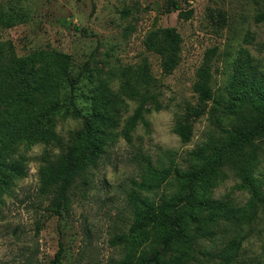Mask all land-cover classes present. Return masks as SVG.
<instances>
[{"label": "rangeland", "instance_id": "rangeland-1", "mask_svg": "<svg viewBox=\"0 0 264 264\" xmlns=\"http://www.w3.org/2000/svg\"><path fill=\"white\" fill-rule=\"evenodd\" d=\"M174 1L178 8L169 0H0V41H11L19 55L37 51L51 62L64 55L67 64L66 74L48 95L57 140L23 141L12 154L23 161L26 175L12 178L0 191V264H59L60 245L61 264H112L121 259L130 245L122 239L134 235L128 197L132 189L139 190L134 181L142 182L149 170L174 160L181 176L173 174L160 188L140 192L163 204L181 191L194 163L190 152L219 138L229 123L224 107L250 90L255 73L264 72V20L257 19L264 0ZM159 27H175L183 38L179 64L170 72L160 55L144 45L146 35ZM213 48L212 86L220 109L194 120L193 137L183 142L172 130L175 118L197 102L193 89L197 69ZM98 79L117 94L120 122L98 165L75 180L61 214H56L55 194L39 189V170L45 159L63 153L71 134L82 128L83 118L63 113L76 107L86 111ZM137 90L152 97L146 102L150 110L143 112L144 121L139 118L128 130L140 105L138 92L130 96ZM255 176L264 179V148ZM241 181L234 171L224 169L215 185L200 193L197 187L183 191L170 210L173 222L191 208L190 197L231 199L244 205L249 192L237 187ZM172 229L168 223L167 231ZM222 229L215 237L188 243L192 264L221 263L218 253L232 237ZM147 232L151 240L157 238L151 228ZM168 232L156 247L148 239L139 250L147 256L155 251L178 255L181 245ZM243 233L234 264H264V207Z\"/></svg>", "mask_w": 264, "mask_h": 264}, {"label": "trees", "instance_id": "trees-1", "mask_svg": "<svg viewBox=\"0 0 264 264\" xmlns=\"http://www.w3.org/2000/svg\"><path fill=\"white\" fill-rule=\"evenodd\" d=\"M169 3L178 8L174 0H169ZM186 14L180 11L181 16L186 17ZM257 19L264 20V11L257 15ZM182 41L183 38L175 27H159L146 35L144 45L160 55L164 69L170 72L179 64ZM214 54L215 49H209L197 69V79L193 85L197 102L189 103L185 111L175 118L172 130L183 142L192 139L194 120L208 110L220 109V98L212 86L211 58ZM55 59L51 62L37 51L19 55L11 41H0V191L10 184L12 178L26 175L23 161L12 156L23 141L35 143L57 140L52 128L53 116L48 108V95L60 83L63 78L60 75L66 74L67 64L64 55ZM137 92L141 96L140 105L135 116L129 120L128 130L135 127L139 118L144 121L143 112L150 110V107H146V102L152 97L139 90L130 96ZM88 100L89 107L86 111L76 107L63 113L65 117L83 118V126L71 134L65 151L56 159H45L39 170V189L43 193L51 191L55 194L53 203L56 214H61L62 205L69 199L75 180L85 175L90 167L98 165L120 122L121 102L107 83L96 80ZM55 103L52 102L51 105L54 106ZM154 108L160 107L156 104ZM223 113L227 114L229 123L223 128L219 138L204 149L190 152V159L194 163L181 191L163 204H157L140 192L160 188L173 174L181 176L174 160L163 168L149 170L142 182L134 181L139 190L132 189L128 194L133 209L134 235L122 239L130 245L125 255L112 264H192L188 243H192L194 239L215 237L217 229L221 227L223 232L230 231L232 237L218 253L220 264H234L240 243L246 236L244 228L252 223L259 209L264 207V179L255 176L264 148V72L261 76L255 73L254 80L250 82V90L230 101ZM224 169H231L242 178L237 187L249 192L246 203L240 206L231 199L190 197L191 208L173 222L170 210L181 200L183 191L197 187L199 190L196 191L200 193L205 186L209 188L215 185ZM168 223L173 226L170 232L167 231ZM149 228L157 235L156 239L148 237ZM164 231L174 234L176 242L180 243L178 255L172 257L155 251L147 256L143 250H139V246L148 239L155 247L156 243L160 244L159 238ZM112 242L117 243L114 240ZM62 252L63 247L60 245L56 252L59 264Z\"/></svg>", "mask_w": 264, "mask_h": 264}]
</instances>
